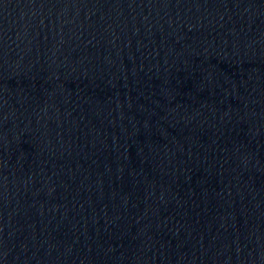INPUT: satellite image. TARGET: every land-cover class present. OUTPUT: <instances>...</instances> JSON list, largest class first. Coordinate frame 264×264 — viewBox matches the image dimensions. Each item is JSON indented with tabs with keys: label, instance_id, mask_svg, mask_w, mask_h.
Returning <instances> with one entry per match:
<instances>
[{
	"label": "water",
	"instance_id": "95a60500",
	"mask_svg": "<svg viewBox=\"0 0 264 264\" xmlns=\"http://www.w3.org/2000/svg\"><path fill=\"white\" fill-rule=\"evenodd\" d=\"M0 264H264V0H0Z\"/></svg>",
	"mask_w": 264,
	"mask_h": 264
}]
</instances>
